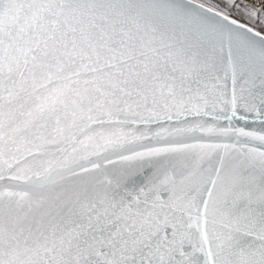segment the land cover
Segmentation results:
<instances>
[{
    "label": "snow or ice",
    "instance_id": "6c2138e0",
    "mask_svg": "<svg viewBox=\"0 0 264 264\" xmlns=\"http://www.w3.org/2000/svg\"><path fill=\"white\" fill-rule=\"evenodd\" d=\"M0 264H264V0H0Z\"/></svg>",
    "mask_w": 264,
    "mask_h": 264
}]
</instances>
